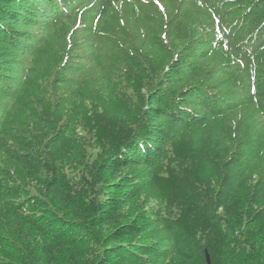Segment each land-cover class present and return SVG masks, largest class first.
Segmentation results:
<instances>
[{
    "label": "trees",
    "instance_id": "1",
    "mask_svg": "<svg viewBox=\"0 0 264 264\" xmlns=\"http://www.w3.org/2000/svg\"><path fill=\"white\" fill-rule=\"evenodd\" d=\"M0 264H264V0H0Z\"/></svg>",
    "mask_w": 264,
    "mask_h": 264
},
{
    "label": "water",
    "instance_id": "2",
    "mask_svg": "<svg viewBox=\"0 0 264 264\" xmlns=\"http://www.w3.org/2000/svg\"><path fill=\"white\" fill-rule=\"evenodd\" d=\"M207 260H208V263H211V260L208 254H207Z\"/></svg>",
    "mask_w": 264,
    "mask_h": 264
}]
</instances>
